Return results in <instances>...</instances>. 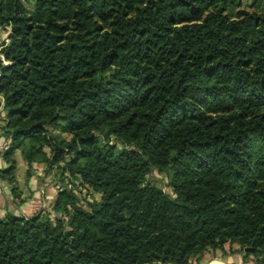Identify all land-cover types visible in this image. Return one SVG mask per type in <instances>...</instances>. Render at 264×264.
<instances>
[{
	"label": "trees",
	"instance_id": "1",
	"mask_svg": "<svg viewBox=\"0 0 264 264\" xmlns=\"http://www.w3.org/2000/svg\"><path fill=\"white\" fill-rule=\"evenodd\" d=\"M243 2L0 0V180L17 196L20 151L60 184L0 218V264H264V0Z\"/></svg>",
	"mask_w": 264,
	"mask_h": 264
},
{
	"label": "crops",
	"instance_id": "2",
	"mask_svg": "<svg viewBox=\"0 0 264 264\" xmlns=\"http://www.w3.org/2000/svg\"><path fill=\"white\" fill-rule=\"evenodd\" d=\"M3 121L4 114L0 113V152L5 146V141L1 137ZM14 160L17 167L15 171L17 196L12 195L10 187L0 180V218L13 215L29 219L40 214L51 213L60 184L51 177V174L43 172V164L33 163L29 169L20 151L14 153ZM6 168L8 164L0 156V170ZM28 171L29 175H27Z\"/></svg>",
	"mask_w": 264,
	"mask_h": 264
},
{
	"label": "rangeland",
	"instance_id": "3",
	"mask_svg": "<svg viewBox=\"0 0 264 264\" xmlns=\"http://www.w3.org/2000/svg\"><path fill=\"white\" fill-rule=\"evenodd\" d=\"M24 5L30 10L31 6L29 4V0H23ZM243 7L250 10H254V8L250 7L249 5L252 3V0H244L243 2ZM7 40H5L6 42ZM4 44V40L0 39V55L2 51V46ZM0 56V59H1ZM3 59V58H2ZM4 63V62H2ZM0 113H3L2 110H0ZM67 138L66 136H63ZM48 172L47 168L44 166L43 172L46 173ZM51 177L52 178H57V173L55 169L51 171ZM152 178L150 181L154 182L157 186L161 187L162 191L169 195L170 197L174 198L173 192L169 188L168 184V178L165 175H161L157 172H153ZM67 177V176H66ZM65 182H70V179L64 178V183ZM71 183V182H70ZM76 189L74 190L76 192V195L79 197V205L83 208H87V206L95 201H99L101 196L99 194L95 193H88L86 189H84L80 185H76L75 182H72ZM188 264H256V261L252 257L244 258L243 254L241 253L239 246L238 245H229L226 244L224 246V252H221L219 250L217 251H209L205 253L202 257L200 258H195L191 259Z\"/></svg>",
	"mask_w": 264,
	"mask_h": 264
},
{
	"label": "built area",
	"instance_id": "4",
	"mask_svg": "<svg viewBox=\"0 0 264 264\" xmlns=\"http://www.w3.org/2000/svg\"><path fill=\"white\" fill-rule=\"evenodd\" d=\"M5 40H7L6 42H5ZM8 44V39L7 38H4V44H3V46H2V49L4 48V46L5 45H7ZM1 50V49H0ZM1 56V55H0ZM0 61H2V62H4V60L2 59V56H1V59H0ZM5 147V146H4ZM60 188V187H59ZM60 190V189H59ZM74 193L76 194V192L74 191Z\"/></svg>",
	"mask_w": 264,
	"mask_h": 264
}]
</instances>
